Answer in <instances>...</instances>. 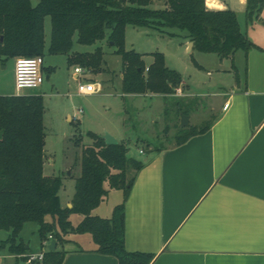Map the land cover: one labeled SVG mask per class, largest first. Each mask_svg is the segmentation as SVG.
Wrapping results in <instances>:
<instances>
[{
  "label": "trees",
  "instance_id": "trees-1",
  "mask_svg": "<svg viewBox=\"0 0 264 264\" xmlns=\"http://www.w3.org/2000/svg\"><path fill=\"white\" fill-rule=\"evenodd\" d=\"M156 1L164 2V7L152 8ZM263 8L264 0H247V22H256ZM48 17L50 55L67 56L70 67L97 71L104 64L103 48L75 52V39L82 46L106 41L122 59L121 88L128 95L171 97L182 84L180 73L167 66L163 53H152L153 62L147 66L141 54L126 50L128 26L184 37L194 43V51L221 59L257 48L243 34L234 11H211L206 0H37L36 5L32 0H0V59L44 57ZM169 100L165 98V103ZM179 100L165 106V116L181 118L190 113ZM44 116L41 95L0 96V230L9 233L0 242V251L9 247L13 255H25L29 250L19 240L20 234L26 224L35 223L42 244L49 235L62 245L71 233L89 234L96 252L116 257L119 264H150L155 255L131 253L125 247V205L142 162L129 156L125 142L107 145L103 137L90 134L93 144L82 151L72 208L63 207L62 177L44 173ZM208 128L179 127L176 145ZM111 190L122 191L123 202L114 207L110 218L95 215ZM73 213L83 216L76 227L70 220ZM64 257L62 251L47 249L44 261L35 264H62Z\"/></svg>",
  "mask_w": 264,
  "mask_h": 264
},
{
  "label": "crops",
  "instance_id": "crops-1",
  "mask_svg": "<svg viewBox=\"0 0 264 264\" xmlns=\"http://www.w3.org/2000/svg\"><path fill=\"white\" fill-rule=\"evenodd\" d=\"M164 5L153 3L157 9ZM206 7L234 11L243 34L257 48L226 59L215 54L218 62L231 61L228 72L233 79L224 87L194 91L182 77L177 89L181 92L173 96L182 93L193 106L201 97L215 98L207 105L209 118H214L197 126L192 120L199 109L189 113L190 126L201 130L209 125L206 132L180 146L151 149L140 161L143 167L125 205V247L131 253L155 255L150 264H264V8L249 24L247 0H206ZM181 38L194 66L204 68L193 58L194 43ZM10 60L14 81L15 60ZM73 77L82 78L77 73ZM73 197L66 204L61 199L62 206L72 208ZM123 198L122 192L118 204ZM101 207L93 213L110 218L114 208ZM66 239L56 247L65 253L62 264H119L116 257L97 253L95 245L82 247ZM68 242L75 245L68 249ZM26 248L23 256L12 254L16 263L31 254L30 246Z\"/></svg>",
  "mask_w": 264,
  "mask_h": 264
},
{
  "label": "rangeland",
  "instance_id": "rangeland-1",
  "mask_svg": "<svg viewBox=\"0 0 264 264\" xmlns=\"http://www.w3.org/2000/svg\"><path fill=\"white\" fill-rule=\"evenodd\" d=\"M32 2L34 5L37 4V0ZM151 7L157 9L153 5ZM51 29V20L48 17L45 19L43 84L36 90L23 93L41 92L44 98L46 132L44 173L46 176L62 177L63 188L60 196L64 204L71 200L75 193L76 180L81 174L83 148L93 144L90 134L103 137L107 133L118 142H125L129 148V156L143 161L146 153L151 149L157 150L176 145L180 118L175 114H171V117L164 114L165 106H171L174 100L181 99L179 101L187 106L190 113H195L199 109V113L194 115L193 124L200 126L204 122L213 120L214 117L209 118L211 114L207 107L216 100L213 97H201L198 102L194 101L193 106L190 104L191 99L183 97L182 93L180 96H173L167 103H164L165 100L157 94L132 96L124 94L120 86L122 59L116 53V48L109 46L106 41L92 46H82L78 45L75 39L74 51L92 53L96 48L102 47L104 52V64L101 69L92 71L82 68L85 74L80 79L83 83L100 82L103 85L102 92L93 95L79 94V80L73 77L76 66L70 67L64 55L48 53ZM171 32L181 34L177 30ZM125 47L127 51L141 54L146 65L152 64V53H163L168 67L179 72L194 91L224 87L229 83V79H233L228 72L231 69V61L218 62L215 54L194 51V60L204 68L195 67L181 37L171 38L151 29L128 26ZM208 71L212 72V77L207 75ZM16 93L13 61L0 59V96H12ZM134 174L135 172L132 171L129 177H133ZM121 194L120 190L110 191L102 202L100 210L105 207H116ZM82 218L83 216L77 213L70 216L75 227ZM68 236L82 247L95 245L89 234L71 233ZM8 237V232L0 230V242ZM20 240L30 246L31 254L41 251V240L35 223L24 226ZM74 245V242H68L66 247L69 249ZM0 264L28 263L22 260L16 263L9 247H6L0 251Z\"/></svg>",
  "mask_w": 264,
  "mask_h": 264
},
{
  "label": "built area",
  "instance_id": "built-area-1",
  "mask_svg": "<svg viewBox=\"0 0 264 264\" xmlns=\"http://www.w3.org/2000/svg\"><path fill=\"white\" fill-rule=\"evenodd\" d=\"M43 57L34 58H17L14 64V81L15 89L20 95L24 91L36 90L43 84ZM75 73L83 76L85 74L81 67L75 68ZM102 92V87L97 83H83L79 80L78 93L81 95H93ZM178 93L181 90H177ZM229 108V103L224 106V110ZM143 153V152H141ZM53 237L49 235L48 239L43 242V249L36 254H29L26 256L28 264L42 263L44 261L45 252L48 249L50 241Z\"/></svg>",
  "mask_w": 264,
  "mask_h": 264
},
{
  "label": "water",
  "instance_id": "water-1",
  "mask_svg": "<svg viewBox=\"0 0 264 264\" xmlns=\"http://www.w3.org/2000/svg\"><path fill=\"white\" fill-rule=\"evenodd\" d=\"M3 41V38H0V42ZM193 46V44L191 45ZM190 126V117L188 115H182L180 118V124L179 127L180 128H188ZM103 139L105 140L107 145H116L118 144V140H116L113 136L109 135V134H105L103 136ZM57 247V242L55 240H53L51 242V244L48 246V250L49 251H55Z\"/></svg>",
  "mask_w": 264,
  "mask_h": 264
}]
</instances>
